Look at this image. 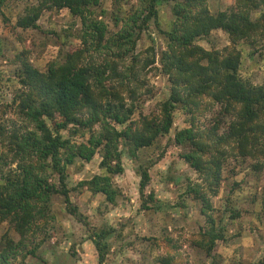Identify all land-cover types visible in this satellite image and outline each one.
<instances>
[{"label":"rangeland","instance_id":"374dc122","mask_svg":"<svg viewBox=\"0 0 264 264\" xmlns=\"http://www.w3.org/2000/svg\"><path fill=\"white\" fill-rule=\"evenodd\" d=\"M37 1L7 0L0 13V155H4L2 141L6 142L13 131L22 134L34 128V124L18 110L16 98L22 90L18 73L22 62H30L33 67L45 71L50 62L63 61L68 50L83 42L80 19L67 9L43 11L37 20V28L19 27L17 20L24 14V9ZM173 2L159 0L155 5L157 16L140 30L137 27L147 13L150 0L120 3L100 0L97 7L91 8L95 17L106 24L108 34L106 53L92 44L88 57L92 60L106 57V61L116 65L119 71L134 72L135 79L129 82L133 97L128 92L123 93V97L127 103H138L145 115L159 114L161 104L171 92V83L162 72L161 53L167 49L164 33L171 30L174 21ZM234 4L235 0L206 2L212 14L228 11ZM132 16H140V19L133 23ZM115 19L119 20L117 25ZM132 27H135L132 38H136L133 49L129 44L121 46L114 37L118 31L126 33L121 28L129 30ZM18 44L21 47L18 48ZM195 44L209 52H222L231 46L228 34L221 29L197 38ZM235 47L241 57L238 69L241 78L253 86L262 85L264 40L240 41ZM122 53V57L116 56ZM229 110L207 93L190 104H179L173 112L169 134L158 136L153 145L138 150L136 157H131L126 149L122 153L123 172L115 175L112 181L118 190L113 204L108 203L103 194L94 193L80 184L94 175L106 174L99 165L100 154L95 153L90 161L75 159L67 166L66 184L71 204L77 206L85 223L67 212L61 195H53L46 221L40 219L39 230H34V236L25 239L26 247L22 246L11 255L8 264H99L92 238L109 227L113 231L104 240L108 252L102 264H253L260 246L264 245V203L261 200L264 166L254 170L252 160L238 158L227 151L228 148L222 149L226 153L221 157V180L215 190L205 188L210 207L204 214V204L184 193L189 182H202L182 158L189 146L175 141V133L190 120L194 132L203 134L204 138H211L209 134L213 129L222 134L229 115L235 112V109ZM98 129L97 124L92 128ZM62 133L68 135L67 130ZM86 139L78 136L80 141L86 142ZM10 157L13 156L10 154ZM16 162L9 158L7 163L0 162V178L8 169L15 168ZM142 168L147 169L150 177L143 195L140 193ZM50 179L57 182L55 175ZM150 194L158 208H149L152 206L147 203ZM233 210L239 212V217H231ZM210 220L223 227L224 237L207 254L194 245V240L203 228L208 227ZM5 232L18 241L15 240L18 234L7 224H1L0 239ZM22 253L26 254L24 258ZM263 260L264 255H261L255 259V264H261Z\"/></svg>","mask_w":264,"mask_h":264},{"label":"trees","instance_id":"16d2710c","mask_svg":"<svg viewBox=\"0 0 264 264\" xmlns=\"http://www.w3.org/2000/svg\"><path fill=\"white\" fill-rule=\"evenodd\" d=\"M6 1L0 0V13ZM173 1L174 21L171 30L164 33L167 49L161 53L162 72L171 83V92L156 115H145L138 103L125 101L123 93L128 92L130 97L134 94L129 89V82L135 79L132 70L124 73L106 61V57L101 60L88 57L92 44L106 53V24L91 10L100 0H38L26 7L18 18L19 27L37 28V20L43 11L67 9L80 19L83 42L68 50L63 61L50 62L45 71L38 70L30 62H22L19 69L22 90L16 98L18 110L34 124V128L22 134L13 131L6 142L2 141L4 155H0V162L7 163L8 158L15 162L17 159V162L15 168L1 174L0 225L7 224L20 239L14 241L6 232L2 235L0 264H8L9 257L24 247L25 239L34 236V230H39V221H46L50 200L55 194L64 198L71 216L85 223L77 206L71 204L66 184L67 166L75 159L90 161L95 153L100 154L99 165L106 174L94 175L80 184L94 193L103 194L105 200L113 204L118 190L112 181L115 175L123 172L121 156L124 150L136 157L138 150L153 145L158 136L169 134L176 107L190 104L204 93L224 103L225 110L230 111V108L235 112L229 115L222 134L217 129L210 132L211 138L215 136L213 145L209 136L204 138L203 134L194 132L191 120L175 133L177 144L189 146L182 154L184 162L202 180L201 183L189 182L184 193L201 201L204 204L202 211L206 213L210 202L205 188L215 190L220 183L224 148L238 158L252 160L254 170L264 166V83L253 86L241 78L238 73L241 57L235 47L240 41L264 40V14L256 20L251 18L253 12L264 6V0H235L228 11L216 14L208 10L207 0ZM157 3L159 0H150L147 13L141 19L140 16L131 17L133 23L141 20L138 30L157 16ZM118 22L115 19L116 25ZM214 29L228 34L231 46L222 52H209L195 44L197 38ZM121 30L126 33L118 31L114 37L121 46L129 44L133 49L135 27ZM124 53L116 56L122 57ZM188 112L192 113L191 109ZM96 124L99 129L92 130ZM65 130L68 135L62 133ZM78 136L87 138L86 142L78 140ZM52 175L57 177L56 183L51 181ZM140 175V193L143 195L150 177L145 168L140 169ZM261 200L264 203V186ZM147 203H152L149 208H158L152 194ZM231 213L232 218L239 217L238 211ZM112 231L111 227L104 228L92 238L99 264L107 255L108 244L104 240ZM223 232L222 226H216L210 220L208 227L203 228L194 240V245L210 254L216 242L223 239ZM22 256L24 258L26 254L22 253Z\"/></svg>","mask_w":264,"mask_h":264},{"label":"clouds","instance_id":"9594fccd","mask_svg":"<svg viewBox=\"0 0 264 264\" xmlns=\"http://www.w3.org/2000/svg\"><path fill=\"white\" fill-rule=\"evenodd\" d=\"M262 14H264V6H261V8L258 11L254 12L252 14L251 18L253 20L259 19ZM13 23H14V19H13ZM13 42H15V41H13ZM17 47L19 48V47H21V45L18 44ZM205 47H207V45H205ZM113 163H115V162H113ZM109 223H111V220H109ZM19 239H20V237H18V236L15 237V240H19ZM261 255H264V245L260 246L259 252L257 253L256 257L253 260V264H255V259H259Z\"/></svg>","mask_w":264,"mask_h":264}]
</instances>
